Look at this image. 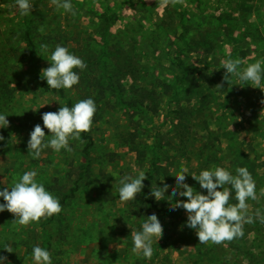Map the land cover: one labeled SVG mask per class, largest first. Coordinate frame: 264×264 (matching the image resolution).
<instances>
[{
	"label": "rangeland",
	"instance_id": "1",
	"mask_svg": "<svg viewBox=\"0 0 264 264\" xmlns=\"http://www.w3.org/2000/svg\"><path fill=\"white\" fill-rule=\"evenodd\" d=\"M70 2L74 14L58 9L52 0H32L31 13L39 20L35 37L45 36L48 41L58 40L65 44L69 41L68 46L75 50L72 54L84 62L87 59L93 61L102 53L103 21L100 16L111 6L118 15L111 29V42L121 43L124 47L133 43L141 74L151 72L157 78L173 82L175 74L182 73V67H190L194 78L204 85V94L225 97L222 101L214 96L209 104L215 106L216 111L210 114L195 112L189 131L185 129L189 138H207L209 147L214 144V149L217 148L218 156L199 168L194 153L189 158L185 150L183 155L182 151L174 154L171 151L176 167L151 179L145 165L137 161L135 151L123 140L124 133L130 130L129 117L128 111L118 106L110 107L102 119L93 121L89 133L94 144L90 148L91 162L86 172L80 168L86 161L83 148L87 140L82 138L69 141L71 152L65 149L56 152L48 147L39 158H34L28 150L31 131L36 124L43 127L44 112H58L64 102L58 94L44 91L36 82L30 81L27 74L24 83L0 108V114L8 115L10 121L9 127L0 128V134L5 137L0 141V191L5 187L10 190L25 172L35 170L37 182L60 200L62 211L28 226L13 223L15 217L7 210L0 213V256L7 257L0 264H35L32 250L37 245L51 253L52 264H264V223L254 215L256 209L264 214V196L260 195V189H264V90L231 77V74L229 84L224 80L226 69L221 64L222 60L240 59L242 71L247 65L264 60V0H183L175 6L165 5L163 0ZM0 9L8 19L20 21L11 14L9 6L1 4ZM6 24L8 28L10 22ZM202 35L215 45L214 53L207 54L191 47L194 44L189 43L192 37ZM49 46L48 43L47 51H44L46 57L41 63L42 69L51 66L47 58L55 48ZM22 64L19 71L29 72L28 64ZM78 70L74 69L77 73ZM116 81L126 84L128 89L146 82L141 77ZM209 82H215V86ZM186 89L184 84L178 86V98L186 96ZM198 90L190 88V96L182 100V104L190 109L197 108ZM70 93L77 98L75 86ZM237 97L241 108L233 105ZM169 98L164 99L160 113L144 119L140 128L143 144L155 150L163 151L168 142L171 147H178L179 121L175 122L168 115L177 111L179 103L175 100L169 103ZM225 100L227 103L223 104ZM221 107L235 111L236 118L222 116ZM44 130L51 134L47 128ZM214 167L225 168L233 175L237 174L236 168L246 167L256 182L259 197L255 201L247 200L254 222L244 225V236L219 245L201 244L196 230L187 226V212L182 208H171L176 200L187 198L170 197L172 188L176 187L175 175L181 168L187 169L186 183L194 187L200 184L191 174L198 175ZM140 171L147 176L145 186L151 188L153 183L156 187L170 185L164 199L157 201L158 206H164L168 212L147 210L137 198L129 202L119 199V180L125 176L135 177ZM74 188H77L75 195L66 199L65 195H70ZM202 193L206 195L207 190ZM231 198L235 199V191L231 192ZM3 202L0 197V203ZM235 203L238 202L233 201ZM152 214L161 221L163 236L159 240L153 238V255L149 259L133 253L131 232L142 231L143 223ZM5 244L14 252L8 253ZM203 245L211 251L200 254Z\"/></svg>",
	"mask_w": 264,
	"mask_h": 264
},
{
	"label": "clouds",
	"instance_id": "2",
	"mask_svg": "<svg viewBox=\"0 0 264 264\" xmlns=\"http://www.w3.org/2000/svg\"><path fill=\"white\" fill-rule=\"evenodd\" d=\"M183 0H163L165 5L175 6ZM58 9L62 8L67 12H73V5L70 0H52ZM16 5L21 15H28L33 11L32 0H16ZM74 14V12H73ZM42 31V29H41ZM41 49L47 51L46 44L40 45ZM40 55V54H39ZM51 62L50 67L41 69L40 78L47 81L48 87L55 90H70L80 81V76L74 69H86V63L79 57L72 54L68 48L57 45L55 50L47 58ZM243 63L240 59L222 60V67L226 69L224 80L231 84V77H238L240 81L250 83L253 87L264 90V60L247 65L242 71L239 66ZM197 67H201L197 65ZM244 85L243 83H238ZM264 103V101H262ZM45 105V104H44ZM42 105L41 107H43ZM35 109V108H33ZM39 110V109H35ZM97 111L95 101L92 98L82 99L74 106H62L58 112H44L42 114L43 127L36 124L30 133L28 140L29 153L34 158H39L43 149L51 147L54 151L62 149L71 152L70 140H80L82 133H88L93 126V118ZM8 115L0 114V128L9 127ZM45 128L50 135L45 133ZM5 137L0 134V141ZM134 171H136L134 169ZM236 175L222 167H214L212 170H203L198 175L192 173V178L199 182L200 187L207 190V194L196 191L186 183L187 169L181 168L175 175L176 187L172 188L171 196L175 198L186 197V200H176L171 204L172 210L182 208L188 214L187 226L196 230L199 242L207 244H222L225 241L231 242L234 239L244 236L243 227L245 224L254 222L249 214L247 200H258L256 182L246 167L236 168ZM38 173L33 171L25 172L18 181L10 187L0 191V197L5 202L0 203V213L7 210L15 217L13 223L28 226L32 222L39 223L41 218L48 219L53 215H59L62 211L60 200L46 190L42 183L37 182ZM147 179L145 172L140 171L137 176H125L119 180V199L123 202L134 201L137 194L145 187ZM226 185H231L235 190V199L238 203H230L231 191ZM170 185L163 187L151 185L150 195L157 201L164 199L165 192ZM184 189L178 191V189ZM222 189V190H221ZM260 195L264 196V189H260ZM171 202L172 199H169ZM255 218L264 223V214L256 209ZM163 236V225L156 214L148 216L147 221L142 225V231L131 232L134 247L133 253L151 258L153 255V238L159 240ZM4 249L8 253L14 252L13 248L5 244ZM35 264H52L51 253L40 247L34 246L32 250ZM7 260L6 256H0V262Z\"/></svg>",
	"mask_w": 264,
	"mask_h": 264
},
{
	"label": "trees",
	"instance_id": "3",
	"mask_svg": "<svg viewBox=\"0 0 264 264\" xmlns=\"http://www.w3.org/2000/svg\"><path fill=\"white\" fill-rule=\"evenodd\" d=\"M1 4L9 6L11 14L20 21L16 22L13 18L8 19L0 9V108L3 103L5 104L7 100L12 98L20 84L24 83V78L29 74L30 81L36 82L41 89L58 94L63 99L64 106L72 107L82 99L92 98L97 107L93 121L102 119L109 113L110 107L119 106L126 109L128 111L130 130L124 133L123 140L135 151L137 161L145 165V170L151 179L161 172H166L169 168L176 167L177 164L172 155L178 153V151H182L181 155H183V150H185L189 158H192L191 156L194 153L193 156L197 161V165L200 166L199 168H203L204 164L212 161L213 157L217 159V148L214 149V144L209 147V140L202 136L189 138L185 135V129L189 131L191 119L195 112L196 114H199V112L200 114H210L216 111L217 108L209 104L214 99V96H217V99H222V101L225 97L222 98L220 96L219 98L217 94L214 95L213 93L211 95L204 94V85L200 83L199 79L194 78L190 67H182V73L175 74L173 82L166 81L163 77L157 78L151 72L141 74L138 66L137 50L133 43L129 47H124L121 43L111 42V29L118 19V15L111 6L100 16L103 21L101 23L102 53L99 56H95L93 61L87 59L85 61L86 69L78 70L80 81L77 85H74L78 92L76 98L70 93L72 89L67 91L64 89H52L48 87L46 79L42 80L40 78L41 63L46 57L40 45L46 44L48 46L49 43V47L55 48L56 42H59V45H65L70 52H73L75 50L67 44L69 41L65 44L63 41L58 40L48 41L45 36L42 38L35 37L34 32L39 28V20H36L34 14L21 15L16 5V0H0V6ZM8 22L12 23V26L9 24L8 28H6V23ZM190 42L194 43L191 47L202 49L207 54L214 53L215 45L208 40L206 35H202L199 38L192 37ZM79 55L82 54L80 53ZM19 60L28 64L26 66L29 67V72L19 71L24 66ZM137 77L143 78L146 82H142L137 88L132 89H128L126 84L117 83L116 81L120 78L133 80L134 78L137 79ZM149 78L151 79L148 80ZM209 83L215 86V82ZM180 84H184L187 87L186 96L182 98L177 96V89ZM190 88H199V102L195 109H190L182 104V100L189 98ZM169 96V103L172 100L179 103L177 111L168 115L170 118H174L175 122L179 121L181 134L176 133L179 138L176 142L178 147L173 148L168 142L167 146L163 147V151L161 149L155 150L154 147L143 144L144 141L141 137L143 133H141L140 128L144 119H150L160 113V106L164 99ZM243 96L246 97L245 94ZM225 103H227V100L223 102V104ZM233 105H236L237 108L242 107L238 97L234 100ZM223 107H221L222 116L232 120L236 118L235 111L228 108L224 109ZM219 129L223 130L224 128L219 126ZM81 138L87 140L83 148V157L86 161L80 165L82 171L86 172L90 168V148L94 144V139L89 132L82 133ZM171 151H174L173 154H171ZM218 159L220 160V158ZM226 187L231 192L235 191L231 188V185ZM193 188L201 193L206 191L200 185H196ZM76 189H72L70 195H65V198L73 197ZM150 191L151 188L145 186L143 191L137 194V199L141 205L147 210L161 211L162 213L168 212L164 206H158L157 200L150 195ZM63 200L66 201L65 199ZM233 201H236V199L233 200L231 198L230 203H233ZM199 246L202 247V245ZM206 251L210 252L211 248L204 246L203 250L200 249V254Z\"/></svg>",
	"mask_w": 264,
	"mask_h": 264
}]
</instances>
